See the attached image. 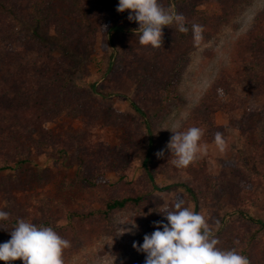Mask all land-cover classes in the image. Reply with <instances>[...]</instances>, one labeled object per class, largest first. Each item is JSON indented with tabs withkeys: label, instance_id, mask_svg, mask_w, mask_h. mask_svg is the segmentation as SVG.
Segmentation results:
<instances>
[{
	"label": "rangeland",
	"instance_id": "1",
	"mask_svg": "<svg viewBox=\"0 0 264 264\" xmlns=\"http://www.w3.org/2000/svg\"><path fill=\"white\" fill-rule=\"evenodd\" d=\"M79 1L82 13L75 0H41L40 25L15 23L17 41L0 56L14 67L27 63L16 67L21 76L12 78V96L0 92V167H11L0 170V210L10 213L4 226L18 218L48 223L70 242L65 264H144L133 243L142 244L154 222L167 223L159 212L183 199L205 217L219 247L240 251L250 241V264H264V228L257 224L264 222V80H257L264 71V0H159L182 14L187 27L204 29L196 44L191 28L181 33L166 26L159 49L139 43V25L127 19L128 10L116 11L119 0ZM119 23L131 31L108 35ZM7 70L0 67V79L9 82ZM238 98L262 113L244 135L224 113ZM177 121L182 131L202 128L200 144L207 145L206 154L183 169L168 160L172 133L161 130ZM217 131L224 151L214 143ZM161 149L164 157L157 158ZM229 163L253 171L257 180L224 169ZM126 196L142 200L107 221L70 214L98 212ZM133 219L137 227L121 235V222ZM10 238L0 228V243Z\"/></svg>",
	"mask_w": 264,
	"mask_h": 264
},
{
	"label": "clouds",
	"instance_id": "2",
	"mask_svg": "<svg viewBox=\"0 0 264 264\" xmlns=\"http://www.w3.org/2000/svg\"><path fill=\"white\" fill-rule=\"evenodd\" d=\"M129 11L127 19L138 23L139 43L159 49L163 45V28L175 25L181 33H188L186 18L165 8L159 0H119L116 7L118 13ZM203 26L193 23L191 32L193 40L199 44L203 39ZM179 121L174 122L168 130L172 133L166 144L171 164L178 169L187 168L200 154H206L207 145L200 141L204 130L192 126L180 130ZM214 143L220 151L225 149L223 133L217 131ZM165 149L156 153L157 158H163ZM167 220L156 221V229L151 234H145L143 243H133L137 252L145 254L144 264H250L248 257L240 254L235 248L219 247L220 241L216 232L210 228L205 217L185 206L183 199L174 202L171 208L159 212ZM10 219V213L0 210V228L9 231L10 239L0 243V261L12 264L21 260L23 264H65L63 252L70 247V242L62 238L51 226L37 225L23 218H18L9 229L2 222ZM132 225L131 228L123 225ZM121 232H131L137 227L134 219L131 223L121 222ZM220 222L216 221V229ZM162 229V230H161ZM239 244V241H235ZM106 264V262H101Z\"/></svg>",
	"mask_w": 264,
	"mask_h": 264
},
{
	"label": "trees",
	"instance_id": "3",
	"mask_svg": "<svg viewBox=\"0 0 264 264\" xmlns=\"http://www.w3.org/2000/svg\"><path fill=\"white\" fill-rule=\"evenodd\" d=\"M40 1L41 0H0V56H1V54L7 53L9 46L12 43H15L16 37L13 33L14 29H15L14 28L15 23H21V24L29 23L30 25H33V26L35 25L34 26L35 28H37V26L40 25V22H41V20L39 19L40 18L39 17ZM74 3H75L76 10L79 11L80 13H82V9L80 7V1L75 0ZM188 28L190 29L191 27H188ZM130 31H131V29L126 27L123 23L110 25L107 29L108 35L127 33ZM1 63L4 65V68L7 65V69L10 70L8 72V80L10 83L6 80L4 81L3 79H0V82H1L0 83V92H4L5 95L8 94V95L12 96L13 93L10 90H12V88L16 84V83L12 84V78H16L17 80H19V78L21 76V75H19V74H21L20 73L21 69L16 68V67H21V66L24 67L27 65V63H19L16 67H14L16 62L14 61L12 63L11 60L9 61L7 58L4 59L2 62H0V67L3 66ZM17 75H19V76L17 77ZM258 79H259V81L264 80V71L261 72L260 78L257 77V80ZM24 83H26V82H24ZM90 86H91V89L94 92H96V88L94 87V85H90ZM166 96L168 97V95H166ZM167 97H166V99H167ZM236 101L239 102L238 105L236 104V106L232 107L231 109L226 108V111L224 113H226L229 116V122H230L231 126L234 129H237L241 135H244L247 130L253 129L259 124V122L262 119V113H261V111H257L255 109L250 108L246 104L245 99H243V98H238V99H236ZM132 105H133L135 111L138 112L142 117H144L142 110H140L134 104H132ZM8 113H10L9 110H8ZM148 143H149L148 154L145 157V160L143 161L144 166H146V164L149 162V153L151 152V140L150 139H149ZM261 144H262V141H261ZM255 152L256 153L258 152V148H257V150H255ZM261 152H264V151H262V148H261ZM261 154H259V156H261ZM227 166H225L224 169L227 168V169L234 170L237 172V173L235 172L236 174H238V172H243L244 174L248 175L253 180V182H255L257 180V177L253 171L245 170V169L242 170V168L239 169V168H237V165L230 164V163ZM5 169H11L8 162H6L5 164H3L0 167V170H5ZM243 173H240V174L243 175ZM147 175H148L149 181L152 184V188L156 189V187L153 185L152 176H151V174L148 173V171H147ZM222 176H225V174L222 173V175L217 177V179L215 180L216 186H219L221 184L220 180L222 179L221 178ZM243 179H245V178H243ZM80 180L85 185H88V186H95L97 184L96 179L89 180V179H86L85 177H80ZM184 188L186 189V191L188 193L193 195L190 187H187L186 185H184ZM167 189H170V186L163 187L162 190H167ZM141 200H142V198L139 196H136V197L126 196V197L114 198V199H111L105 203V209L104 210H101L98 212L91 211V212L86 213V214H84L82 212H80V213L79 212H72L70 214L73 216L72 218H75V219H87L88 217L94 216L95 214H100L107 221L109 219V216L113 212L118 211V210H122V209L126 208L127 206L137 204ZM249 220L253 221L252 219H249ZM15 223H16V221L12 220L9 224L14 225ZM257 224L259 225V228H264V222L257 221ZM37 225L50 226L46 222H41ZM70 225H71V223H70ZM252 237H254L253 234L251 235L250 238H252ZM248 246H250V241H248L244 247L240 248V251H239L240 254L247 257ZM12 263L15 264V261Z\"/></svg>",
	"mask_w": 264,
	"mask_h": 264
}]
</instances>
